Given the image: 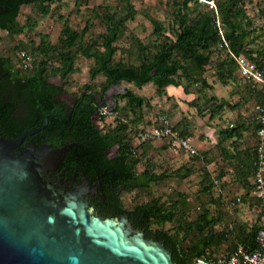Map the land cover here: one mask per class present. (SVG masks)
I'll return each mask as SVG.
<instances>
[{
  "label": "trees",
  "instance_id": "1",
  "mask_svg": "<svg viewBox=\"0 0 264 264\" xmlns=\"http://www.w3.org/2000/svg\"><path fill=\"white\" fill-rule=\"evenodd\" d=\"M54 1L0 0V30L9 34L20 33L26 27L33 26L30 21L23 23L18 20L22 5L32 3L38 11L47 14ZM120 1L116 9H107L100 15L105 23L104 31L98 38L85 44L79 42L85 29L81 32L65 24L57 44L50 43L46 34H42L37 42L32 43L31 48L38 54V58L30 67V51L22 50L21 53L28 59L26 65L20 55L19 64L14 65L9 56L0 52V134L16 137L27 129L44 124L46 119L44 126L30 134L29 138L36 142L48 141L54 146L71 143L62 153L58 168H65L68 176L73 172L79 176L85 171L93 177V181H100V192L106 194L107 205H112L105 208L106 212L116 215L126 213L133 224L144 230L146 236L162 241L171 250L173 260L179 264H191L200 258L213 261L218 256L214 248L227 240L231 231L229 228H215L217 219L209 210L205 209L195 218L187 220L185 211L179 208L178 198L167 202L159 196H154L130 206H125L122 202L124 193L147 187L165 177L163 172L154 170L149 159L145 160L143 168L138 170L137 165L147 153L146 145L131 142V130L124 117L129 113L137 115L144 105H148L147 99L132 88L126 87L125 92L116 95L117 103L113 110L124 112L116 114L114 122H106L99 129L91 123V118L99 106L106 104L103 95L113 83L126 81L137 87L152 83L158 91H163L168 85H181L187 93L190 87L186 81H189L202 85L200 89L211 90L214 82L224 84L228 80L240 78L237 73L238 64L229 50L248 56L255 52V56L250 57L256 60L258 67H262L264 48H247L245 37L248 30L244 21L250 17H247L244 0H213L220 24L217 23L212 9L189 17V2H200L199 0H175L172 10L173 22L176 24L174 38L164 34L161 23L154 20L153 32L159 39L153 44V50L146 49V46L139 42V60L135 63L126 62L116 57L119 50L116 41L123 33L126 22L134 17L135 9L130 0ZM220 47L224 48L225 53L219 54L215 74L208 81L205 75L207 66L214 64L213 51ZM78 54L93 59L89 68L91 77L102 74L105 80L98 91L87 87L80 88L78 93L81 94L70 109V105L54 96L64 88L48 79L51 75L67 77L75 68ZM52 61H56V64ZM242 77L246 79L245 89L251 92L256 97L257 104H260L264 95L263 84L254 83L243 75ZM22 78L28 80L21 81ZM16 92L23 93L24 105H21L22 101ZM119 98L125 101L122 107L118 103ZM218 99L214 94L205 98L204 103L197 106L198 112L201 114L206 111L212 116L229 102ZM13 104H18L19 109L23 106L21 111L17 112L18 107ZM256 105L252 125L255 133L260 125L259 109ZM156 118L152 125L158 124ZM235 121L222 130L226 137L241 131V124H235ZM171 125L181 136L190 132L182 122ZM160 139L170 142L169 137ZM113 145H117L115 153L110 156L105 154L104 150ZM256 146L257 141L251 147L245 148L237 170L238 178L235 179L246 195L252 194L253 191L252 178L257 163ZM189 154L197 157V154ZM191 170L190 166H184L183 170L178 168L176 171L180 176H187ZM219 175L221 178V174ZM202 184L204 191H211L213 181L208 171L202 174ZM178 194L181 195L180 192ZM243 196L241 195V198ZM168 221L176 222L172 231L162 227ZM257 228L258 222L251 228L239 224L237 230L233 231L234 244L229 249L234 247L236 238L253 247ZM189 237L192 239L187 240Z\"/></svg>",
  "mask_w": 264,
  "mask_h": 264
},
{
  "label": "rangeland",
  "instance_id": "2",
  "mask_svg": "<svg viewBox=\"0 0 264 264\" xmlns=\"http://www.w3.org/2000/svg\"><path fill=\"white\" fill-rule=\"evenodd\" d=\"M130 1L134 6L135 13L134 17L126 22L123 33L116 41L119 47L116 57L126 62L135 63L139 60V42L145 45L146 49L153 50V44L159 39V36L153 32L154 20L161 23L164 34L174 38L176 24L173 22L172 10L175 7V0ZM199 1L200 2H189V17L196 16L204 10L210 11L212 9L215 13L217 23L220 24L214 1ZM244 1L246 2L244 6L247 17H250L249 19L244 18L248 30L247 36L245 37L247 48H252L253 50L262 49L264 48V0ZM120 3V0H55L51 4L47 14L38 11L32 3L24 4L21 6L18 20L23 23L30 21L33 26L26 27L20 33L16 34H9L4 30H0V52L9 56L14 65L19 64L20 55V57L24 59V65H26L28 59L27 57L24 58L22 56L24 54L21 53H23L22 50L30 51L32 53L31 60L29 59L28 61L30 67L33 65L36 58H38V54L33 52L31 48L32 43L37 42L42 34H46L47 40L50 43L57 44L62 27L65 24H69L81 32L82 29H85L79 39L81 44H85L92 39L98 38L99 34L104 31L105 23L101 20L100 15L107 9H116ZM221 52L225 53L224 48L220 47L213 51L212 61H214V64L207 66L208 69L205 72L208 81L213 78L212 75L215 74L217 62L219 61L218 57ZM250 56L254 57L255 52L249 54V57ZM252 60L256 62L255 59ZM52 63L56 64V61H52ZM92 63L93 59L91 57L78 54L75 59V68L67 77L62 78L59 75H51V80L62 82L63 88L67 93H78L82 87L98 91L105 77L102 74L91 77L89 68ZM257 66H259L258 63ZM261 66L264 67V64ZM186 82L190 87L189 93L192 92L195 94L189 106L192 107L193 112H197V114L203 118L206 111L200 114L197 110V106L203 104L205 98H210L212 91H210L209 88L200 89V87H203L202 85L189 81ZM122 84L125 89L126 87L132 88L148 101V105H144L143 109L137 113V115H133L132 113L125 116L123 115L126 118L125 120L128 121L129 129L131 130V142L136 145L139 143H144L146 145L147 153L143 156L137 168L141 170L146 163L145 160L149 159L156 172H163L165 174V177L157 183H151L147 187L124 193L122 195L123 204L125 206H130L154 196H159L162 200L167 202L178 198V200H180L179 208L185 211V219L187 220L195 218L200 212L207 209L217 219L214 223L215 228H229L231 231L228 235V239L214 248V252L215 254L217 253V255L225 252L233 246L234 243H232V241L234 232L237 230V226L241 224L239 223V219L236 218H240V213L243 212L244 207H247L246 210L250 211L253 205L254 209L258 212L259 200L255 198L256 202H254L250 195H246L243 192V189H241L239 183L236 181L223 180L222 176L220 178L219 174L214 173V170L211 168L205 167L202 162L197 163L195 159L200 157V155L195 158L182 148L173 145L171 142H167L166 139L159 140V138H147L142 140V134L152 127L153 121L157 115L166 114L173 125L177 122L181 124L182 115L185 114V110H181L178 104L172 102L174 98L167 95L168 93L165 88L163 91H158L156 86L152 83H146L139 87L126 81H123ZM118 103L120 107H122L125 101L119 98ZM119 112L123 113L124 111L119 110ZM119 112L114 111V113L108 114L103 118L104 123L107 122L108 124L109 122H114L113 119ZM189 118L194 119L192 116ZM131 119L135 120L132 121ZM110 124L113 125L114 123ZM182 124L185 125L184 122ZM189 124L190 121L185 128L190 130L191 124ZM184 136L188 135L185 134ZM139 149L141 150V148ZM198 154L199 151L197 155ZM184 166H190L192 170L187 176H180L176 170L178 168L183 170ZM204 171L209 172V176L213 181L211 191L209 192L204 191L202 187V174ZM178 192H180L181 195H179ZM241 195L244 196L241 198ZM246 222H248V220H246ZM256 224L257 219H253L252 222L241 225L251 228L252 226H256ZM175 226L176 222L168 221L165 222L162 227L172 231ZM191 237L187 240H191ZM187 240L185 243H187ZM200 260L207 263L212 262L206 261L204 258H200Z\"/></svg>",
  "mask_w": 264,
  "mask_h": 264
},
{
  "label": "water",
  "instance_id": "3",
  "mask_svg": "<svg viewBox=\"0 0 264 264\" xmlns=\"http://www.w3.org/2000/svg\"><path fill=\"white\" fill-rule=\"evenodd\" d=\"M125 91L122 83L105 90L108 109L115 108L116 94ZM97 119L96 111V127ZM44 124L16 137L0 135V264H179L162 241L146 236L126 213L100 214L82 189L63 191L44 178L71 143L15 149ZM191 264L208 263L198 259Z\"/></svg>",
  "mask_w": 264,
  "mask_h": 264
},
{
  "label": "crops",
  "instance_id": "4",
  "mask_svg": "<svg viewBox=\"0 0 264 264\" xmlns=\"http://www.w3.org/2000/svg\"><path fill=\"white\" fill-rule=\"evenodd\" d=\"M238 73L240 78L235 79V82L213 83V89H209L212 94L219 98L218 101L227 100L229 102L212 116L209 112H206L203 118L197 112H193L192 107L189 106L191 100L195 97L194 93L184 92L181 85H168L165 87L167 95L174 98L172 102L178 104L181 110H185V114L182 115L184 126L187 127L190 121L191 131L189 130L187 137L190 138L194 147L199 151L197 156L200 155L195 160L197 163L202 162L205 167L207 166V168L214 170V173L221 174L222 179L226 181H235L236 177L238 178L237 170L240 167V158L244 155L245 148L251 147L257 141L256 133L252 129L253 115L257 104L256 97L245 89L246 79L241 78L242 73L239 68ZM191 116L195 120L189 118ZM234 121L235 124H241L242 129L239 133L226 137L222 130L228 124L234 123ZM250 197L256 202V197L253 194H250ZM246 208H243L240 218H236L239 219L241 224L252 222L253 219L258 218V212L253 205L250 211H247Z\"/></svg>",
  "mask_w": 264,
  "mask_h": 264
},
{
  "label": "built area",
  "instance_id": "5",
  "mask_svg": "<svg viewBox=\"0 0 264 264\" xmlns=\"http://www.w3.org/2000/svg\"><path fill=\"white\" fill-rule=\"evenodd\" d=\"M229 52L237 62L242 75L250 78L254 83L261 82L264 86V67H258L256 62L246 54H236L230 50ZM256 106L259 109L258 117L260 125L256 130L257 163L254 170L252 191L253 196L259 200L258 228L255 233V245L251 247L236 238L234 247L219 254L215 260L210 263L208 262L209 264H264V95L262 102ZM114 111L108 109L106 104L99 106L97 110L98 114L104 118L108 114L114 113ZM156 119L158 120V124L152 125L148 131L144 132L141 136L142 140L169 137V141L172 144L189 153H198L189 137L181 136L178 131L172 128L170 119L166 114H160Z\"/></svg>",
  "mask_w": 264,
  "mask_h": 264
},
{
  "label": "flooded vegetation",
  "instance_id": "6",
  "mask_svg": "<svg viewBox=\"0 0 264 264\" xmlns=\"http://www.w3.org/2000/svg\"><path fill=\"white\" fill-rule=\"evenodd\" d=\"M27 80H28L27 78L21 79V81H27ZM48 81L53 82L54 84L63 87L62 82L51 80V77L48 79ZM15 82H16V80H14V84H15ZM14 86H15L16 90H18L16 85H14ZM16 94L19 96L18 97L19 100L22 101L21 105H24V99L22 98L23 93L16 92ZM80 94L81 93H67L63 89L62 91H60V92L58 91L57 93H55L54 96L58 100H61L62 102L66 103L67 105H70V109H71V107L74 106V103L77 100V98L80 96ZM8 101L9 100H7V102ZM13 106H16V104H13ZM17 107H18V104H17L16 108ZM22 107H20V109L18 107V109L16 111L17 112L21 111ZM97 110H98V108H97ZM101 117L102 116H100V119L96 120V124L98 126L97 128H99V129H101L105 125V123ZM91 123H92V118H91ZM29 135L25 136L22 139V141L15 147L16 150L22 149L24 147H28L30 143L40 144L42 142H48V141L36 142L35 140L30 139ZM48 143H51V142H48ZM116 148H117V145H113V146L106 148L104 150L105 154H107L109 156L114 154L116 151ZM58 162L54 168L47 169L45 172V176H44V178L46 180L54 182V187L61 189L63 191H72V190L82 189L83 190V192H82L83 198H85L88 201V204L90 206H92L94 208V210L97 211L98 213L104 214V215H112V216H120V214H122V213H120L119 215H116V214L108 213L105 211L106 207L107 208L112 207V205H110V204L107 205L106 194H103L100 192V188H99L101 185L100 181H98V180L93 181V177L92 176L90 177L85 171L79 176H77L76 172H73L71 175L68 176L65 173V168H61V169L58 168Z\"/></svg>",
  "mask_w": 264,
  "mask_h": 264
}]
</instances>
